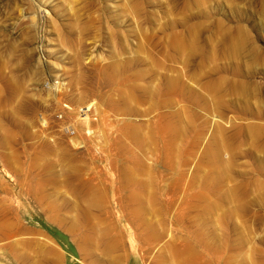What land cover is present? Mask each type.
Returning <instances> with one entry per match:
<instances>
[{"label": "rangeland", "instance_id": "374dc122", "mask_svg": "<svg viewBox=\"0 0 264 264\" xmlns=\"http://www.w3.org/2000/svg\"><path fill=\"white\" fill-rule=\"evenodd\" d=\"M0 264H264V0H0Z\"/></svg>", "mask_w": 264, "mask_h": 264}, {"label": "bare ground", "instance_id": "6f19581e", "mask_svg": "<svg viewBox=\"0 0 264 264\" xmlns=\"http://www.w3.org/2000/svg\"><path fill=\"white\" fill-rule=\"evenodd\" d=\"M88 112H89V111L84 112L83 116H86V117L88 118ZM80 144H81V143H80Z\"/></svg>", "mask_w": 264, "mask_h": 264}]
</instances>
